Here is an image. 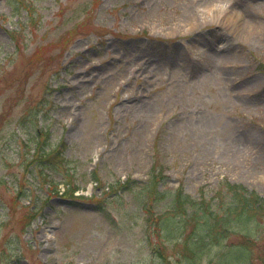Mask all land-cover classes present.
<instances>
[{
	"label": "rangeland",
	"instance_id": "1",
	"mask_svg": "<svg viewBox=\"0 0 264 264\" xmlns=\"http://www.w3.org/2000/svg\"><path fill=\"white\" fill-rule=\"evenodd\" d=\"M153 166L194 197L264 196V0H0V264H159L151 242L190 264L166 238L174 196L142 209ZM228 225L196 264H264V218Z\"/></svg>",
	"mask_w": 264,
	"mask_h": 264
},
{
	"label": "trees",
	"instance_id": "2",
	"mask_svg": "<svg viewBox=\"0 0 264 264\" xmlns=\"http://www.w3.org/2000/svg\"><path fill=\"white\" fill-rule=\"evenodd\" d=\"M37 158L38 157H36L35 160H37ZM42 160L53 162L50 157L46 156ZM156 181H158V179H156ZM147 186L151 188H149L147 193L149 205L146 211L152 212V202L156 203L159 197H157L153 191L155 188L154 182ZM220 189L223 194L220 199L215 202L211 200L212 198L205 197L202 192L199 193L198 200H196L189 194L183 193L181 188L175 190L174 204L169 207L168 210H170V212L166 214V216L171 217L170 215L173 211V216L175 213L179 215V219L177 220L179 222H177V224L171 222L173 226H170L168 230L177 234L176 238L180 237L179 243L185 245V249L176 246L173 248L175 259H179V256L177 257V254H175V252H179L190 260V264H196L197 258L195 259L194 257L197 256V252L201 250V247H204L207 243H210L211 246H216L221 244L223 240L228 239L229 235L227 232L230 226L227 224L229 222L243 216V220L256 221V217L259 216V212H261L264 206L263 197H260L254 190H249L235 183H227L225 190L222 184ZM183 212L185 213L181 215L180 213ZM158 217L159 216H156V218ZM159 224L165 225V222L160 219ZM251 228L252 226L250 229ZM153 230L158 234V227H154L152 232ZM166 238H170V235H167ZM170 240H172V237ZM161 257L165 259L164 264L175 263L162 251Z\"/></svg>",
	"mask_w": 264,
	"mask_h": 264
},
{
	"label": "bare ground",
	"instance_id": "3",
	"mask_svg": "<svg viewBox=\"0 0 264 264\" xmlns=\"http://www.w3.org/2000/svg\"><path fill=\"white\" fill-rule=\"evenodd\" d=\"M230 1H233V0H230ZM238 1H241V0H238ZM226 8L227 9H226V13L225 14H223L222 12L219 13L220 14L219 15L220 19H223V20H225L227 22H230V21L235 22V21L238 20V18L244 16L243 13H242V11L239 8H237L236 6H233L232 8H228V7H226ZM213 9L214 8H208L206 10V12L212 11ZM244 18H246V17H244ZM206 57H210V55L209 56L207 55ZM226 57H227V54H226ZM246 136H247V134L244 133L239 138L244 139V138H246Z\"/></svg>",
	"mask_w": 264,
	"mask_h": 264
}]
</instances>
